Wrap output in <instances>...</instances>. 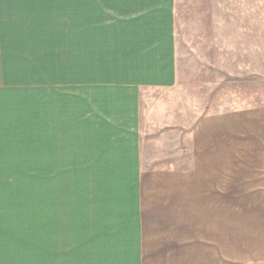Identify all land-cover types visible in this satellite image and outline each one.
<instances>
[{
    "label": "crops",
    "instance_id": "1",
    "mask_svg": "<svg viewBox=\"0 0 264 264\" xmlns=\"http://www.w3.org/2000/svg\"><path fill=\"white\" fill-rule=\"evenodd\" d=\"M177 5L0 0V111L39 130L5 146L38 149V208L3 183L0 264H264V104L224 110L213 62L180 110Z\"/></svg>",
    "mask_w": 264,
    "mask_h": 264
},
{
    "label": "rangeland",
    "instance_id": "2",
    "mask_svg": "<svg viewBox=\"0 0 264 264\" xmlns=\"http://www.w3.org/2000/svg\"><path fill=\"white\" fill-rule=\"evenodd\" d=\"M177 1L180 88L174 103L181 110L183 103L189 104L183 101V94L195 95L197 68L202 67V72L205 65L223 62V109L245 104L241 100L252 93L254 100L248 103L263 105L264 0ZM231 61L236 69L232 70V77L229 76ZM190 104L193 107L198 102L191 100ZM28 110L0 111V126H4L0 127V172L7 169L6 181L9 177L11 180L0 181V189L5 187L3 183L9 189L14 184L12 208H38V149L5 147L7 142H15L17 146L18 142L38 141V117ZM2 177L6 174L2 173Z\"/></svg>",
    "mask_w": 264,
    "mask_h": 264
}]
</instances>
